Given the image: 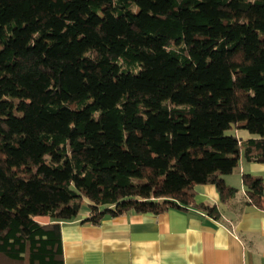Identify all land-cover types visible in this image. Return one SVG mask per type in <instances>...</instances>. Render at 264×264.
<instances>
[{"label":"trees","instance_id":"16d2710c","mask_svg":"<svg viewBox=\"0 0 264 264\" xmlns=\"http://www.w3.org/2000/svg\"><path fill=\"white\" fill-rule=\"evenodd\" d=\"M241 160L264 162V0H0L3 260L62 264L83 203L218 218L194 186L229 200ZM241 185L264 209V179Z\"/></svg>","mask_w":264,"mask_h":264},{"label":"crops","instance_id":"0c3cea01","mask_svg":"<svg viewBox=\"0 0 264 264\" xmlns=\"http://www.w3.org/2000/svg\"><path fill=\"white\" fill-rule=\"evenodd\" d=\"M238 135L248 136L245 130ZM243 171L264 179V162L241 160L225 175L238 188L225 202L214 184L194 186L195 201L216 203L218 218L201 209L169 208L106 215L94 224L83 221L88 209H81L75 218L59 222L62 264H264V209L245 203ZM0 264L19 263L0 257Z\"/></svg>","mask_w":264,"mask_h":264},{"label":"rangeland","instance_id":"374dc122","mask_svg":"<svg viewBox=\"0 0 264 264\" xmlns=\"http://www.w3.org/2000/svg\"><path fill=\"white\" fill-rule=\"evenodd\" d=\"M234 174V173H233ZM87 207L86 203H83L81 209H85ZM45 216H38V218H44Z\"/></svg>","mask_w":264,"mask_h":264}]
</instances>
